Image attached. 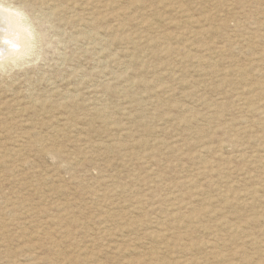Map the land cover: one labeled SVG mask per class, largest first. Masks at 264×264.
<instances>
[{
  "label": "rangeland",
  "instance_id": "obj_1",
  "mask_svg": "<svg viewBox=\"0 0 264 264\" xmlns=\"http://www.w3.org/2000/svg\"><path fill=\"white\" fill-rule=\"evenodd\" d=\"M0 3V264H264V0Z\"/></svg>",
  "mask_w": 264,
  "mask_h": 264
},
{
  "label": "bare ground",
  "instance_id": "obj_2",
  "mask_svg": "<svg viewBox=\"0 0 264 264\" xmlns=\"http://www.w3.org/2000/svg\"><path fill=\"white\" fill-rule=\"evenodd\" d=\"M2 6L5 7L3 4L0 3V7H2ZM7 6L8 5H6V7ZM9 8L7 10H4V8L3 9L0 8V52L2 54H5L7 52H12L13 55L20 56L26 52V50L28 49V47H30V45L32 43L33 29L30 28L31 23L27 22V20H25L22 17L23 14H21V12L20 13L15 12V11L11 10L12 8H10V9ZM5 43L12 46V50H9L8 47L10 48V46L6 45ZM0 57H2V56H0ZM230 186H231V184H230ZM262 188L264 189V183L262 185ZM178 217H180V216H178ZM181 217H183V216H181ZM230 227H231V229H234L236 232L240 228V225H234V223H232V224H230ZM202 245H204V244H202ZM214 252H217V251L215 250ZM218 256H220V255H214L213 257L215 259H217V261L218 260L221 261L222 259L225 261L229 258V257L227 258V256L219 258ZM153 258H154V256L149 261L153 264H178L174 260L171 261L170 263H166L164 260H161V259L156 260V257L154 259ZM249 259H251V258H249ZM248 262H249V260H248ZM137 263H138L137 259L133 260V261L128 260L125 262V264H137ZM233 263H234L233 261L230 262V264H233ZM251 264H253V262ZM260 264H263V263H260Z\"/></svg>",
  "mask_w": 264,
  "mask_h": 264
}]
</instances>
